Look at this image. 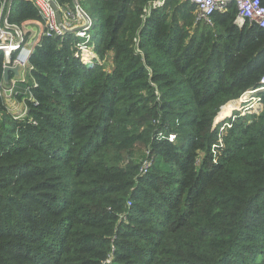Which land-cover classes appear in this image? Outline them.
I'll return each mask as SVG.
<instances>
[{
    "label": "trees",
    "instance_id": "1",
    "mask_svg": "<svg viewBox=\"0 0 264 264\" xmlns=\"http://www.w3.org/2000/svg\"><path fill=\"white\" fill-rule=\"evenodd\" d=\"M150 1L81 0L111 70L73 32L43 37L28 115L0 100V264H264V92L260 115L216 123L259 87L264 30L234 6L196 24L185 0L146 18ZM40 19L14 0L10 22Z\"/></svg>",
    "mask_w": 264,
    "mask_h": 264
},
{
    "label": "built area",
    "instance_id": "2",
    "mask_svg": "<svg viewBox=\"0 0 264 264\" xmlns=\"http://www.w3.org/2000/svg\"><path fill=\"white\" fill-rule=\"evenodd\" d=\"M34 6H36L39 16L44 23V28L42 33L35 35L31 32L28 26H20L18 24L10 22V17L12 14L14 0H0V52L3 53L5 59L3 65L2 75L0 77V100H2L3 105L6 110L12 114L14 120H21L28 115V105L25 100H21L20 97L26 96L25 99H33V94L31 92L32 86L36 85V81L33 77V68L30 64L31 56L34 52L35 47L40 46L42 38H62L68 32H73L74 35L82 40V42L77 44L76 57L88 66L96 65L100 63V58L97 55L96 47L91 36V28L93 22L91 18L79 11L76 6L74 10L62 7L57 0H30ZM189 2L196 8V18L195 23L201 24L214 28L215 26V16L219 14L226 13L231 7H235L237 10L236 25L239 28H243L246 24L252 26H257L264 30V3L263 0H185ZM167 0H151L146 10L148 18L152 10L162 9ZM85 40V41H84ZM19 67V76H14V73L10 74L9 82L5 81V70L6 68H17ZM31 77V83L26 84V89L24 93L19 94L17 92L18 87L26 82L27 78ZM264 92V76L260 81V85L253 91L248 92L242 97L247 96L252 98L257 104L259 109L251 110L247 113L250 115H260L263 111V105L261 103V98L258 97L260 93ZM21 95V96H20ZM18 97L19 101L25 104L24 110H17V113L13 112L16 109L15 101ZM257 97V98H256ZM240 99L234 107V110L230 113L227 118H222L220 123V118L218 117L217 122L220 126L221 135L226 127L231 128V125L226 121L233 117L234 112L238 110L242 111L245 109L244 104L246 102H241ZM14 101V102H13ZM246 101V100H245ZM237 104H239L237 106ZM243 105V106H242ZM243 116L249 115L244 110ZM246 114V115H245ZM245 115V116H244ZM235 117V116H234ZM233 120L236 119L232 118ZM36 125V124H35ZM159 137L164 138V133L159 132ZM168 141L175 143L177 141V135L171 133L168 135ZM223 140L220 138L219 145H214L213 154L215 158L217 156L218 149L222 147ZM154 157L148 152L146 158L142 161L140 172L142 175L147 174L154 165ZM109 263V262H108Z\"/></svg>",
    "mask_w": 264,
    "mask_h": 264
},
{
    "label": "rangeland",
    "instance_id": "3",
    "mask_svg": "<svg viewBox=\"0 0 264 264\" xmlns=\"http://www.w3.org/2000/svg\"><path fill=\"white\" fill-rule=\"evenodd\" d=\"M79 2L81 1V0H78ZM89 4V3H88ZM75 6V5H74ZM72 10V9H71ZM196 16H197V14H196V12H195V18H196ZM25 23V22H24ZM26 24V23H25ZM85 41V40H84ZM80 42H82V40H80ZM100 58V57H99ZM100 66H105V70L106 71H110L111 70V68H112V65H111V62L110 61H105V62H103L102 60H100ZM27 81L26 82H23L19 87H18V89H17V92H19V94H21V93H24L25 92V89H26V84H30L31 83V77H29V79L27 78L26 79ZM22 95V94H21ZM20 95V96H21ZM258 97H260V94H259V96ZM246 98V97H245ZM257 98V97H256ZM16 100L17 101H15V106H16V109H13V112L14 113H17L16 111L17 110H19V112L20 111H22V110H24V107H25V104L22 102V101H19V99H18V97H16ZM246 101V104H244V106H245V111H246V113L247 112H249V111H251V110H256V109H259L260 107H258L257 106V104H256V102L254 101V100H252V98H249V97H247V99H245ZM14 102V101H13ZM239 104H237V106H238ZM243 106V105H242ZM234 107H235V105H234ZM256 108V109H255ZM223 110V109H222ZM222 110L220 111V113L218 114V116H217V118L219 117L220 118V116H222V117H224V118H227V117H229L230 116V113L232 112V111H226V112H222ZM243 110V111H244ZM242 111V109L241 110H238V113H240L242 116H243V112ZM222 112V113H221ZM6 113H7V111H6ZM247 114H249V113H247ZM12 115V114H11ZM235 115V117H237L238 115L237 114H234ZM246 115V114H245ZM244 115V116H245ZM13 116V115H12ZM249 116H253V115H246L245 117H242V118H248ZM14 117V116H13ZM234 116L233 117H231V118H235ZM24 118V117H23ZM216 118V123L217 124H219L218 122H217V119ZM0 119H1V114H0ZM232 120V119H231ZM222 121H220V123H221ZM223 127V125H221V128ZM229 129L230 128H228V127H226V130H224L223 131V133H228V131H229ZM222 132V131H221ZM174 134H176V133H174ZM177 135V134H176ZM149 150V149H148ZM151 153V152H150ZM144 154H145V152H144ZM152 154V153H151ZM152 170V169H151ZM129 205H131L130 203H129ZM107 264V263H106Z\"/></svg>",
    "mask_w": 264,
    "mask_h": 264
},
{
    "label": "crops",
    "instance_id": "4",
    "mask_svg": "<svg viewBox=\"0 0 264 264\" xmlns=\"http://www.w3.org/2000/svg\"><path fill=\"white\" fill-rule=\"evenodd\" d=\"M74 3V8L77 6L76 4H75V2H73ZM78 5L80 6V8H81V5H80V2L78 1ZM81 10L83 11V12H85L82 8H81ZM86 14V13H85ZM87 15V14H86ZM25 26H28L29 27V29H31V32L33 33V34H35V35H38L39 33H42V29L44 28V23H43V21L40 19V21L39 22H32V23H27V24H24ZM24 25H22V26H24ZM21 26V25H20ZM14 76H16L15 74H14ZM17 77V76H16ZM6 81V80H5Z\"/></svg>",
    "mask_w": 264,
    "mask_h": 264
},
{
    "label": "water",
    "instance_id": "5",
    "mask_svg": "<svg viewBox=\"0 0 264 264\" xmlns=\"http://www.w3.org/2000/svg\"><path fill=\"white\" fill-rule=\"evenodd\" d=\"M74 2L77 5L79 11H81L84 14V12L81 10L80 6L78 5V0H74ZM19 71H20L19 67L13 68V69L6 68V70H5V80H6V82H9V78H10V74L11 73H14L18 77L19 76Z\"/></svg>",
    "mask_w": 264,
    "mask_h": 264
},
{
    "label": "bare ground",
    "instance_id": "6",
    "mask_svg": "<svg viewBox=\"0 0 264 264\" xmlns=\"http://www.w3.org/2000/svg\"><path fill=\"white\" fill-rule=\"evenodd\" d=\"M249 93H250V92H249ZM248 95H249V94H248ZM248 95L245 96L246 99H247ZM241 102H245L244 98L241 100ZM225 110H226V111H233V110H234V106H233V107H230V108H226V109H224L223 111L226 112ZM223 111H222V112H223ZM222 112H221V113H222ZM221 117H222V116H221ZM222 118H223V117H222Z\"/></svg>",
    "mask_w": 264,
    "mask_h": 264
}]
</instances>
